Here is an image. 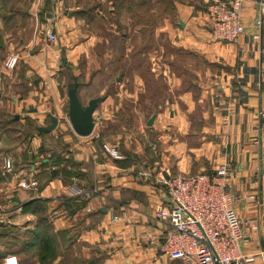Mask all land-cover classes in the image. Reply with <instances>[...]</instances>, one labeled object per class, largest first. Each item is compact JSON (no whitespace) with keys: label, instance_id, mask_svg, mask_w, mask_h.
Wrapping results in <instances>:
<instances>
[{"label":"crops","instance_id":"0c3cea01","mask_svg":"<svg viewBox=\"0 0 264 264\" xmlns=\"http://www.w3.org/2000/svg\"><path fill=\"white\" fill-rule=\"evenodd\" d=\"M7 1L0 0V121L6 119L5 108H10L21 124L29 119L36 126H45L51 114L58 125L43 138L22 132H10L11 137L0 134V169L6 155L15 167L14 174L0 179V234L9 230L6 238H16L21 247L13 250L0 246V264L9 256L18 264H40L38 244L22 247L23 241L30 243L24 235L37 228L40 218L46 219L55 242L53 264H183L159 250L168 232L166 225L153 219L155 206L166 198L162 179L167 174L214 176L222 166L229 169L227 191L236 199L239 217L259 222V234L243 246V253H262L255 262L264 260V172H260V160L264 159V42L252 40L257 31L252 0L244 2L245 29L236 43L213 40L207 13L213 0L172 3V14L163 17L154 38L163 35L179 52L166 55L167 62L160 67L158 75L166 90L165 97L159 99V109L151 115L155 116L152 126L146 125L150 118L143 120L148 130L144 140L150 148L156 146L155 151L149 150L150 157L135 147L132 134L124 127L115 135H108L106 130L109 125L123 124L130 116L125 109L126 97H132L134 105L138 101L136 94L126 92V77L115 93L112 88L107 95L104 89L99 92L103 97L93 113L94 130L88 137L72 131L68 103L65 107L67 66L63 62L74 65L85 54L87 59L91 57L94 38L79 40L83 37L82 23L88 18L104 22L105 16H115L117 26L128 28L118 14L138 8V2L125 6L122 0H58L54 33L67 35L59 44H48L44 34L42 40L37 35L32 39L27 35L25 40L21 32L14 40L10 36L14 28L22 31L23 26L43 32L45 19L52 12L50 3L39 0L30 10H23L14 9ZM129 53L127 50L123 59ZM14 54L19 57L16 67L5 70L6 57ZM105 55L109 57H101ZM95 58L100 60V56ZM180 59H190L193 65ZM186 79L192 82V89L184 87ZM138 83L134 79V84ZM208 106L211 111H204ZM195 107L203 110L198 116L202 123L199 130L191 126ZM51 139L62 141L67 151L63 158L75 167L63 161L44 163L52 153L49 148L56 147ZM120 143L127 151L119 153L120 160L102 150L103 144L117 150ZM54 170L59 173L51 176ZM21 178H34L39 187L23 191L17 187ZM72 185L97 188L102 196L57 201L68 197L66 191ZM250 195H255L257 202L248 200ZM35 201L41 204L40 213L22 212L23 205ZM111 215L124 219L112 222ZM146 235L155 241L146 242Z\"/></svg>","mask_w":264,"mask_h":264},{"label":"built area","instance_id":"2783aa9c","mask_svg":"<svg viewBox=\"0 0 264 264\" xmlns=\"http://www.w3.org/2000/svg\"><path fill=\"white\" fill-rule=\"evenodd\" d=\"M244 2L245 0H213L207 6L214 41L236 43L243 35ZM252 3L257 13L254 22L257 31L252 35V40L261 42L264 39V0H252ZM50 6L52 12L45 19L43 33L45 41L54 44V25L59 1L50 0ZM18 59V55H8L3 63L4 69L12 71ZM102 150L114 160L122 158L108 144H103ZM152 150H156L155 145H152ZM0 170L3 179L14 174V163L9 156L2 158ZM260 172H264V159L260 160ZM228 176V167L222 166L214 176L167 174L163 177L166 198L155 206L153 219L168 227L159 248L164 256L183 264H264L263 259L259 263L255 262L258 257L262 258V253H243V246L259 234V222L256 219L246 220L239 217L235 208L236 199L227 191ZM17 187L23 191H32L37 189L38 182L34 178H21ZM66 195L67 198L59 197L57 201L102 196L97 188L77 185L69 186ZM247 199L257 202L255 195L247 196ZM123 219L122 216L111 215L112 222ZM144 240L148 243L155 241L150 235L144 236ZM3 264H17V261L14 256H9L4 259Z\"/></svg>","mask_w":264,"mask_h":264},{"label":"rangeland","instance_id":"374dc122","mask_svg":"<svg viewBox=\"0 0 264 264\" xmlns=\"http://www.w3.org/2000/svg\"><path fill=\"white\" fill-rule=\"evenodd\" d=\"M39 0H8V3H12L14 9H31L34 5L38 3ZM42 1V0H41ZM50 3V0H45ZM124 1L125 6H129L135 2H138V8L129 11H120L119 18L122 23L128 24L127 34H129V39L124 45L127 50L131 51L133 45L135 49H141L143 52L135 60V62L128 61L123 59V61L117 60V52L121 50L122 45H120L116 40L112 38L119 36L121 29L117 26L116 17H107L105 16L104 22L100 19H96L92 21L90 18L85 20V23H82L80 28L82 29L83 37H79V40H82L86 37H93L94 41L90 47L91 49V57L87 59V57L82 56L78 59L74 65L72 63L63 62L66 65L65 69V80L64 87L67 88L68 85L74 80V78L81 79L83 85H87L93 81V91L87 88H83L80 91V99L85 103L88 99L93 95V93L99 95V92L104 89L106 93H110L117 91L119 87V83H123V79H121L118 83L116 79L123 71L126 72L127 77V85L125 87L126 92L130 93V95H137V103L134 105L131 101L132 97H126L125 109L129 111L130 116H128L123 124H112L106 127L108 130V135H115L117 132L121 131V127L127 130V133L132 134V138L135 140L133 144L135 147H138L141 150L145 151V155L150 157L149 143H146L144 137L147 133V129L144 128L143 120L148 116L150 117L155 111L159 108L154 106L155 101H159L160 98L165 97V82L161 76L158 75L160 71V67L164 62H167L166 55H170V53L174 50L169 46L168 41L162 37L154 38L155 30L158 29L161 23H163V17L172 14L173 2L176 0H122ZM97 15V13H96ZM118 17V16H117ZM132 23L136 24L135 27L131 26ZM87 24V25H86ZM135 31V33L133 32ZM24 37L26 40L27 35L32 39L34 35H37L39 39H43V32L40 28L35 30V27L31 26H23V30L14 28L13 34H11V39H15L18 36V33ZM56 42L60 43V40H63L64 36L67 35V32L56 34ZM27 44H25L26 46ZM29 45V44H28ZM104 54H107L109 57H101ZM131 54V53H130ZM160 54V55H159ZM95 56H100V60H96ZM85 58V59H84ZM184 64L187 62L189 66L193 65V62L189 60L180 59ZM96 62V63H95ZM87 66V69H86ZM96 67H103V69L94 71L93 69ZM105 67V68H104ZM136 67V68H133ZM109 68V69H108ZM108 69V70H107ZM133 69V71H132ZM93 70V71H91ZM134 79H137L139 83L134 84ZM124 81V82H126ZM204 83V82H202ZM112 88L107 92L108 89ZM139 89V90H138ZM103 97V95L98 96ZM130 101V102H129ZM153 104V105H152ZM67 106V102L65 107ZM135 107V108H134ZM204 111H211V107L208 106ZM201 108H194L191 117L194 121L191 122L192 129L199 130L202 123L198 122L199 115L201 114ZM6 111V119L0 122V132L5 131L9 137L12 136V133L15 132L20 133L19 130L26 135L28 130H26V123L19 125L21 128L10 124L9 120L14 118L12 114H14V110L10 108H5ZM203 112V110H202ZM138 117L137 120H134V117ZM21 117H19L20 119ZM133 119V120H132ZM49 120V119H48ZM140 120V121H139ZM150 129V128H148ZM30 130V129H29ZM30 132V131H29ZM34 135H37L34 132ZM123 139V137H121ZM122 142V141H120ZM125 149L123 144L120 143L119 147L117 146V151L119 153H126L127 151H123ZM129 150V149H126ZM131 152V151H130ZM0 178L1 170H0ZM4 241H1V243ZM8 244H11L12 241H8ZM0 243V244H1ZM21 248L19 244H15L11 249L19 250Z\"/></svg>","mask_w":264,"mask_h":264},{"label":"trees","instance_id":"16d2710c","mask_svg":"<svg viewBox=\"0 0 264 264\" xmlns=\"http://www.w3.org/2000/svg\"><path fill=\"white\" fill-rule=\"evenodd\" d=\"M118 27L121 29L119 36H117L115 38L113 37L112 39L116 40L120 45H122L121 50L119 52H117L116 57H117L118 61H123V58L126 55V47L124 45L126 44V42L128 41L130 36H129V34H127V28L126 27H123L121 25H118ZM162 37H163V35H162ZM263 42H264V39H262L261 43H263ZM131 46H132V49L130 51L131 54L130 53L128 54L127 60L135 62V60L138 59V57L142 54L143 51L141 49H139V50L135 49V47L133 45H131ZM171 49L174 50L173 52H176V51L179 52L178 50L174 49L173 47H171ZM133 68H136V67H133ZM132 71H133V69H132ZM125 77H127V74L122 69L121 79H124ZM75 81L77 83L78 98H79L80 102L83 104V101L80 99V97H81L80 91L84 87L93 91V89H92L93 88V81L90 82L89 84L85 85V86L81 82V79H79L78 77L75 78ZM73 82H74V80L68 86H72ZM184 85H185L184 87L186 89L187 88L192 89V87H193L190 79H188V80L186 79V81H184ZM165 90H166V86H165ZM262 90L264 91V84L262 85ZM106 95H107V93H106ZM97 97H98L97 94L93 93V95L90 98L93 99V98H97ZM158 102L159 101L154 102V104H155L154 106H156L157 108H159ZM150 117L148 116V118H150ZM9 121L10 122H8V123L13 124L16 127L21 128V126L19 125V121H17L15 118H11V120H9ZM192 121H194V119L191 117V122ZM25 123H26V130H28L27 133H25L26 136H29V137L34 136V132H36V125H35L34 121L26 119ZM5 131L0 132V134L6 133ZM19 132H21V130H19ZM45 136H47V135L43 134L42 138ZM51 141L53 142V144H56L55 145L56 147L49 148L52 151V153L50 155V158L48 160H46L44 163L52 161V164H54V163H60V161H63V163L68 164L71 167H75V165L73 164V162L71 160H65L63 158L67 151H66L65 147L63 146L62 141L60 139H57V140L51 139ZM58 173H59L58 171L54 170L51 172V176H56ZM210 176H212V175H210ZM40 187H41V184H40ZM41 211H42L41 204L37 201L32 202V203H28V204H25L22 206V212L40 213ZM8 235H10L9 230H6L2 234H0V243H1V241H4L0 244V246L6 247V248H12V246H15L16 238L14 241L11 242V244H8L9 243L8 241H10L9 239L6 238ZM24 237H27L26 240H27V242H30V243L27 244L26 241H23V243H22L23 248L28 246V245H30V246H34L37 244L39 245V251H38L37 257H38V261L40 262V264H53L52 261L54 260L56 254H57V250H56L55 242H54V240L50 234V227H49L46 219H44V218L38 219L37 228L34 229V231L28 233L27 235H24Z\"/></svg>","mask_w":264,"mask_h":264},{"label":"water","instance_id":"95a60500","mask_svg":"<svg viewBox=\"0 0 264 264\" xmlns=\"http://www.w3.org/2000/svg\"><path fill=\"white\" fill-rule=\"evenodd\" d=\"M121 75L118 76L116 82H119ZM102 98L97 97L90 99L87 104H82L77 95V83L74 79L73 85L67 87V118L72 131L79 137H88L93 133L94 120L93 113ZM49 124L45 126H36L37 136L49 134L54 131L58 125V119L48 114ZM155 116H151L147 122V127H151ZM17 120L18 117L16 116Z\"/></svg>","mask_w":264,"mask_h":264}]
</instances>
